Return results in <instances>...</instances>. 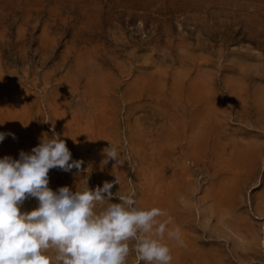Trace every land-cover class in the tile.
<instances>
[{"label": "rangeland", "instance_id": "rangeland-1", "mask_svg": "<svg viewBox=\"0 0 264 264\" xmlns=\"http://www.w3.org/2000/svg\"><path fill=\"white\" fill-rule=\"evenodd\" d=\"M0 132V159L65 141L54 192L163 210L171 264H264V0H0Z\"/></svg>", "mask_w": 264, "mask_h": 264}, {"label": "clouds", "instance_id": "clouds-1", "mask_svg": "<svg viewBox=\"0 0 264 264\" xmlns=\"http://www.w3.org/2000/svg\"><path fill=\"white\" fill-rule=\"evenodd\" d=\"M6 135L15 139L12 133L0 132V142ZM102 153L103 165L124 163L116 145L110 143ZM19 156L0 159V264H126L131 253L136 264H171V250L162 241L167 237L184 246L179 232L168 228L171 220L157 219L165 215L163 210L134 206L135 190L117 196L120 203L108 202L118 177L94 190L87 186L76 192L67 186L51 190L50 169L80 171L83 164L72 160L55 132L42 138L31 153L21 151ZM29 197L38 200V207L21 213L20 206ZM105 201L106 209L94 211L96 202Z\"/></svg>", "mask_w": 264, "mask_h": 264}]
</instances>
